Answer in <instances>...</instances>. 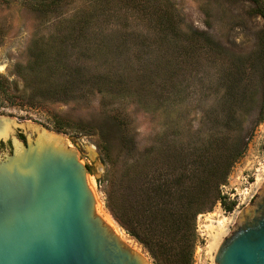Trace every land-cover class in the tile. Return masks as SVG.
Instances as JSON below:
<instances>
[{"label": "rangeland", "instance_id": "obj_1", "mask_svg": "<svg viewBox=\"0 0 264 264\" xmlns=\"http://www.w3.org/2000/svg\"><path fill=\"white\" fill-rule=\"evenodd\" d=\"M0 76V115L34 113L71 145L95 213L148 264L182 262L130 236L106 193L129 200L125 164L158 134L212 161L244 147L220 188L235 206L197 216L191 264H215L211 226L228 234L264 186V0H0ZM157 230L177 257L184 230Z\"/></svg>", "mask_w": 264, "mask_h": 264}, {"label": "water", "instance_id": "obj_2", "mask_svg": "<svg viewBox=\"0 0 264 264\" xmlns=\"http://www.w3.org/2000/svg\"><path fill=\"white\" fill-rule=\"evenodd\" d=\"M1 137L0 264H148L95 213L87 167L34 113L0 115ZM214 263L264 264V186Z\"/></svg>", "mask_w": 264, "mask_h": 264}, {"label": "trees", "instance_id": "obj_3", "mask_svg": "<svg viewBox=\"0 0 264 264\" xmlns=\"http://www.w3.org/2000/svg\"><path fill=\"white\" fill-rule=\"evenodd\" d=\"M7 83L0 76L1 91ZM112 119L120 127H126L124 121L115 116ZM175 136L158 134L153 145L143 148L138 157L125 164L119 186L129 189V200L123 201L122 193L116 197L111 189L106 193V204L127 233L153 255L160 252L165 262L177 258L182 264H191L197 216L211 212L218 202L227 212L235 206L234 202L226 203L220 188L244 147L234 144L224 159L212 161L208 152H201L197 145L186 143L177 147L184 145L185 140ZM157 229L173 230V234L184 230L177 257L173 237L160 236Z\"/></svg>", "mask_w": 264, "mask_h": 264}, {"label": "bare ground", "instance_id": "obj_4", "mask_svg": "<svg viewBox=\"0 0 264 264\" xmlns=\"http://www.w3.org/2000/svg\"><path fill=\"white\" fill-rule=\"evenodd\" d=\"M55 138L57 139L58 142L60 141V139L58 137H55ZM97 211L103 217V219L111 227H113L119 235H122V237H123V234L118 231V228L116 227L115 222L112 219V217L109 214H107L106 212H104L101 207H98ZM224 225H225V219L219 220L218 222H215V224L213 226H211V230L213 232V235H212V242L209 244V249L211 252H213L215 254H216L217 250L219 249V247H220L222 241L224 240L225 236L227 235V232L224 229Z\"/></svg>", "mask_w": 264, "mask_h": 264}, {"label": "flooded vegetation", "instance_id": "obj_5", "mask_svg": "<svg viewBox=\"0 0 264 264\" xmlns=\"http://www.w3.org/2000/svg\"><path fill=\"white\" fill-rule=\"evenodd\" d=\"M3 139L2 137L0 138V140Z\"/></svg>", "mask_w": 264, "mask_h": 264}]
</instances>
